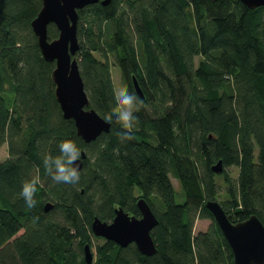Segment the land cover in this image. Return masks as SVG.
<instances>
[{
	"label": "trees",
	"instance_id": "obj_1",
	"mask_svg": "<svg viewBox=\"0 0 264 264\" xmlns=\"http://www.w3.org/2000/svg\"><path fill=\"white\" fill-rule=\"evenodd\" d=\"M41 6L0 0V147H8L0 161V264H235L205 203L220 198L231 222L256 215L264 225V7L111 0L79 10L76 56L88 108L111 123L86 143L63 117L55 62L44 59L31 27ZM48 35L59 36L54 24ZM112 63L124 89L137 95L135 78L145 95H137L143 104L130 140L113 119ZM65 139L86 154L72 191L54 183L43 164ZM220 161L224 170L216 173ZM32 178L38 185L28 207L19 193ZM142 198L158 219L151 232L156 253L104 240L87 263L94 219L111 222L117 208L139 218ZM48 202L53 208L45 211ZM197 217L213 223L195 235Z\"/></svg>",
	"mask_w": 264,
	"mask_h": 264
},
{
	"label": "water",
	"instance_id": "obj_2",
	"mask_svg": "<svg viewBox=\"0 0 264 264\" xmlns=\"http://www.w3.org/2000/svg\"><path fill=\"white\" fill-rule=\"evenodd\" d=\"M110 1L42 0L41 9L31 22L44 59L55 62L52 78L56 86L55 96L63 117L74 121L77 135L86 143L95 141L103 132H108L111 123L103 119L94 109L88 108L89 97L76 57L80 48L78 11L99 2L108 5ZM240 1L251 9L264 7V0ZM51 24H54L59 31V36L53 40H49L48 35ZM134 87L137 95L144 99V92L135 78ZM85 159L86 154L82 151L76 171L81 170ZM213 170L222 173L224 170L222 161L213 166ZM137 205L141 212L139 218L129 215L122 208L116 209V216L111 222H103L96 217L92 222L94 235L113 241L120 247L135 243L144 255L156 253L157 248L151 232L158 225V219L145 199H139ZM205 206L212 213L228 241L235 264H264V225L256 215L246 221L233 223L219 202L210 200ZM52 208L50 202L45 205V211ZM84 248L85 260L91 263L93 253L90 245L87 244Z\"/></svg>",
	"mask_w": 264,
	"mask_h": 264
},
{
	"label": "clouds",
	"instance_id": "obj_3",
	"mask_svg": "<svg viewBox=\"0 0 264 264\" xmlns=\"http://www.w3.org/2000/svg\"><path fill=\"white\" fill-rule=\"evenodd\" d=\"M113 119L118 121L124 131L120 132L123 139H132L133 130L136 128L138 117L136 115L143 101L126 88L114 95ZM59 154L46 153L43 164L52 177L64 190L72 191L79 187L80 175L76 166L80 161L78 147L74 140L65 139L58 144ZM38 179L32 178L23 182L19 195L23 197L28 207L35 205L34 195L37 191Z\"/></svg>",
	"mask_w": 264,
	"mask_h": 264
},
{
	"label": "rangeland",
	"instance_id": "obj_4",
	"mask_svg": "<svg viewBox=\"0 0 264 264\" xmlns=\"http://www.w3.org/2000/svg\"><path fill=\"white\" fill-rule=\"evenodd\" d=\"M112 78H113V82H114V85H115L116 93L121 91V90H123L124 86H123L122 76H121L119 68L116 65H114V63H112ZM7 158H8V147H7V144L5 143V144H2V146L0 147V161H4ZM230 171L232 172L231 174L234 177L238 176V169L231 168ZM171 179H172L173 185L175 186V189L178 192H181V187H180V184H179L178 180L176 178H174L173 176L171 177ZM218 181H219V184L222 185V181H223L222 178H218ZM221 187H222L221 188V193L224 194L225 188L223 186H221ZM220 200L221 199L218 198L217 202H220ZM212 223H213V221L210 218H202V219H200L199 217H197L196 220H195L194 234L197 235V234H199L201 232L207 231L209 228L212 227ZM22 233H23V231H21L18 235H20ZM104 240L105 239L101 238V237H96V236L93 237L92 242H91L93 247L90 246L91 251L93 253V259H94L95 254H96V250L95 249H96L97 244L103 243Z\"/></svg>",
	"mask_w": 264,
	"mask_h": 264
}]
</instances>
